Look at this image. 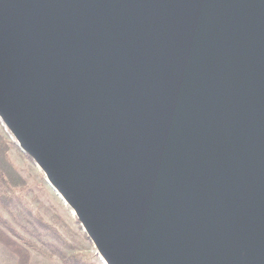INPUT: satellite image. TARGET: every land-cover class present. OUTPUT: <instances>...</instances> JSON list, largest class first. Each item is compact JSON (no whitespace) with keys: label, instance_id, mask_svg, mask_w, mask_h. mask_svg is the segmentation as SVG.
<instances>
[{"label":"water","instance_id":"1","mask_svg":"<svg viewBox=\"0 0 264 264\" xmlns=\"http://www.w3.org/2000/svg\"><path fill=\"white\" fill-rule=\"evenodd\" d=\"M0 120L106 264H264V0H0Z\"/></svg>","mask_w":264,"mask_h":264},{"label":"rangeland","instance_id":"2","mask_svg":"<svg viewBox=\"0 0 264 264\" xmlns=\"http://www.w3.org/2000/svg\"><path fill=\"white\" fill-rule=\"evenodd\" d=\"M0 216L17 237L2 222L0 229L27 253L18 255L15 247L0 241L14 258L13 264H64L60 254L74 256L83 264H105L71 208L50 187L44 172L19 148L1 120Z\"/></svg>","mask_w":264,"mask_h":264},{"label":"trees","instance_id":"3","mask_svg":"<svg viewBox=\"0 0 264 264\" xmlns=\"http://www.w3.org/2000/svg\"><path fill=\"white\" fill-rule=\"evenodd\" d=\"M0 222H2L1 216H0ZM2 223L4 224V227L7 228V230L10 232V234L15 235L17 237V234L14 232V230L12 228L7 226L6 223H4V222H2ZM0 241H2V242L7 241L8 245L10 244V246L15 247L14 250L16 252L18 250V253H19V254L17 253L18 255H21V254L22 255H27L25 249L18 248V245H17L16 241H14L11 237H9L8 234L5 233V231L2 230V229H0ZM29 247L33 248L34 246L31 245ZM33 249L38 250V247H36V248L34 247ZM59 256L63 260L64 264H83V262L80 263L77 260V258L74 257V256H67V255H64V254H60ZM24 264H26V263H24Z\"/></svg>","mask_w":264,"mask_h":264},{"label":"crops","instance_id":"4","mask_svg":"<svg viewBox=\"0 0 264 264\" xmlns=\"http://www.w3.org/2000/svg\"><path fill=\"white\" fill-rule=\"evenodd\" d=\"M13 262L14 258L12 260V255L5 251V249L0 245V264H13Z\"/></svg>","mask_w":264,"mask_h":264},{"label":"bare ground","instance_id":"5","mask_svg":"<svg viewBox=\"0 0 264 264\" xmlns=\"http://www.w3.org/2000/svg\"><path fill=\"white\" fill-rule=\"evenodd\" d=\"M49 184V183H48ZM50 185V184H49ZM51 187V186H50ZM52 188V187H51ZM53 189V188H52ZM54 190V189H53ZM55 191V190H54ZM56 192V191H55ZM57 193V192H56ZM57 195L59 196V198L64 202V203H66L65 202V200L61 197V195L59 194V193H57ZM74 213V212H73ZM104 261V260H103ZM105 263V262H104ZM106 264V263H105Z\"/></svg>","mask_w":264,"mask_h":264}]
</instances>
